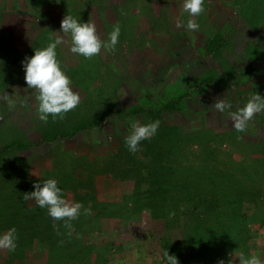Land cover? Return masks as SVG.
Listing matches in <instances>:
<instances>
[{"label": "rangeland", "instance_id": "obj_1", "mask_svg": "<svg viewBox=\"0 0 264 264\" xmlns=\"http://www.w3.org/2000/svg\"><path fill=\"white\" fill-rule=\"evenodd\" d=\"M203 7L192 18L183 0H0V233L17 231L0 264H162L167 244L178 264H239L240 252L264 264V113L238 133L214 107L227 100L237 111L264 96V0ZM67 14L105 41L119 24L115 50L77 57L57 33ZM189 18L199 31L181 26ZM58 36L80 104L45 124L21 62ZM185 92L130 153V122L155 121L133 111ZM84 123L93 127L76 133ZM13 142L28 148L6 149ZM50 178L84 206L71 230L26 198Z\"/></svg>", "mask_w": 264, "mask_h": 264}, {"label": "clouds", "instance_id": "obj_2", "mask_svg": "<svg viewBox=\"0 0 264 264\" xmlns=\"http://www.w3.org/2000/svg\"><path fill=\"white\" fill-rule=\"evenodd\" d=\"M204 0H183L182 14L189 17H198L204 11ZM189 18L186 25L181 21V26H186L189 32L199 31L200 26L194 19ZM57 33H63L70 39V51L77 57L85 60L100 54L102 50H115L120 38V25L113 26L108 33L107 40H102L91 22H81L72 15H65L61 20ZM64 43L63 37L58 36L46 47L34 50V54L22 61L24 80L29 89L37 92V116L40 122L47 123L51 119H63L64 115L77 108L80 104V95L72 88V81L62 71L57 59V48ZM11 105L12 102L9 101ZM215 110L226 114L232 121L233 128L238 133H245L249 122L258 113H264V96L254 92L246 104L237 111H231L232 105L227 100L216 101ZM130 134L125 138V146L130 153L140 150L142 141L148 140L157 134L160 121L140 123L130 122ZM33 191L26 194V198L35 201L41 209H47L48 215L54 221H63L64 226L72 229V221L81 215L84 207L81 202H68L64 198L63 190L58 187L55 179H47L33 184ZM87 209L84 212L87 213ZM17 247V231L15 227L0 233V249L9 253L15 252ZM239 264H262L260 258L254 254L245 255L237 253ZM162 264H178L175 256L169 255L167 250L162 253ZM220 264H225L221 261ZM227 264H232L229 260Z\"/></svg>", "mask_w": 264, "mask_h": 264}, {"label": "trees", "instance_id": "obj_3", "mask_svg": "<svg viewBox=\"0 0 264 264\" xmlns=\"http://www.w3.org/2000/svg\"><path fill=\"white\" fill-rule=\"evenodd\" d=\"M214 46V45H213ZM214 48H212L211 52H213ZM237 76L236 73H233V74H228V75H225L224 77H222L218 83H224L228 80H231V79H234L235 77ZM189 94L188 92H185L184 94L178 96L177 99L175 100H170L168 101L167 103L163 104L161 107H159L158 109H151V108H142L143 106H140L138 108H136L133 113L138 115V114H141V113H146L147 117L151 120H158L160 119L161 115L165 112H169V111H175L178 107V104L183 101L184 99L188 98ZM93 127V123L92 124H82L80 125L77 130H76V133L78 132H81V131H84V130H87V129H91ZM75 134V133H74ZM55 138H52V140L54 141ZM18 148V149H21V150H24V149H27L28 148V144H24V143H19V142H13L12 144H10V146H7L6 149H11V148ZM159 201V198L158 200ZM157 208H160V207H157ZM168 252L169 255H171V248L169 247V245L167 244V246L165 247V250ZM163 251V252H164ZM162 252V253H163ZM161 258H162V255H161ZM177 261H179L180 259L179 258H176Z\"/></svg>", "mask_w": 264, "mask_h": 264}]
</instances>
